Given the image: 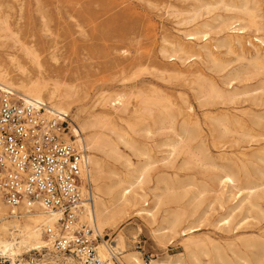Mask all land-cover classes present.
Here are the masks:
<instances>
[{
    "label": "bare ground",
    "instance_id": "bare-ground-1",
    "mask_svg": "<svg viewBox=\"0 0 264 264\" xmlns=\"http://www.w3.org/2000/svg\"><path fill=\"white\" fill-rule=\"evenodd\" d=\"M9 1L3 0V4ZM78 1L80 0H75V3L78 4ZM178 1L179 5L173 7L172 14L175 15V24L181 29L177 30V34L167 31L159 35L161 40L159 55L163 59L170 63L178 62L183 66L198 59L209 65L208 70L214 73H223L228 65L219 59L218 54H214L212 48L223 47L231 53L236 49H245L248 43L254 48V62L249 63V66L245 68L237 67L226 72L222 76V84L229 87L233 81H239L241 78L259 73L263 68L259 60L261 59L260 52L264 50V38H256L255 41L258 44H254L251 39H246L247 41L243 39L250 30L259 32L264 28L261 17L256 13L258 0ZM13 2L15 3L17 0ZM50 4V0H36L35 11L41 36L33 39L29 44L25 42L21 44V57L24 61L15 58V55L14 57L7 55L9 67H13L20 76L17 78L11 76L12 72L8 66L0 61V90L9 91L26 103H33L35 106L38 103L43 105L46 119L58 117L67 119L72 111V105L76 102L74 87H66L59 82L49 83L43 75L44 68L40 62L42 53L39 55L38 51L48 53L49 58L56 63V55L59 51L56 39L60 37L73 39L78 31L61 34L53 32L50 27L51 19L45 9ZM94 4L105 7L109 3L96 0ZM104 7L97 12L89 7L81 6L78 9L74 7L67 10L65 15L68 18L82 15L89 22L106 16L103 21L94 26L90 33H81V31L78 32V35L94 42L108 41L114 39L118 31L126 32L123 30L127 26L123 28L118 19L108 17V12ZM22 9L20 7L19 12ZM9 16L10 14L0 7V28L3 31H7L10 27ZM131 28L132 26H130ZM130 29L128 28L127 32ZM8 33L10 34V32ZM220 33L225 34L222 38L214 40L218 43L210 45L209 41L213 40L211 36ZM118 34L120 33L118 32ZM154 36H157L156 33ZM122 37L118 38L123 39ZM246 38L248 37L246 36ZM16 44L20 45L18 41L14 40L12 47H16ZM25 60L30 66L37 69L34 77L30 76V71L24 64ZM130 61V63L129 61L128 64L126 63L127 65L124 64L126 66L121 67L123 63L119 62L112 67L114 69L119 67L120 73L123 74L126 69L139 63L136 59ZM141 65L146 67V64L142 63ZM198 66L200 65L198 64ZM173 68L174 70L171 71L170 68L165 67L160 79L169 82L184 80V84L189 86L188 89L193 92V97L203 108L227 106L233 103L238 95L232 86L231 90L220 87L203 70L202 72L199 69L191 70L190 68L186 75L176 71L180 68L175 66ZM138 71L140 69H137L136 73L128 78L119 79L121 83H131L129 91L122 90L113 95L99 93L90 106L93 109L92 112H96L94 111L96 109L98 113L89 112L84 119H76L79 117L76 114V125L73 124L74 126L71 128V138L63 139L67 143L74 144L80 150L91 151V154L85 156L82 174L83 177L86 174L89 180L95 183V195L93 196V210L91 213L88 210H83L82 221H88L93 233L100 237L101 233L111 229L119 219L130 213L147 220H153L156 214L163 213L160 227L153 231L155 239L164 244L165 242L169 243L175 235L185 236L182 239L183 253L176 257L168 256L161 260L151 261L150 264H264V239L243 243L241 248H236L233 244L235 248L230 250L231 255L229 256L212 242L206 244L193 237V233L197 231L196 223L199 222V219L195 218L196 201L211 191V183H216L222 197L225 193H229L231 199L243 196L239 202L241 209L246 205L254 208L258 204L253 201V198L264 186V171L257 167L251 170L252 156L249 158V154L240 152L242 157L237 159L218 154V159L222 163L220 166L213 163L207 164V167L218 171L217 175L208 178L209 182L198 186L190 175L184 179L181 178L176 170L190 171L196 166L204 167L206 165L204 164L205 158H210L205 154L209 148L202 135L201 124L197 120L198 117H195L192 106L188 103L185 104V99L184 105H178L157 87H140L149 80L141 77L142 73ZM145 71L147 70L145 69ZM185 77L188 78L185 79ZM81 107L85 106L81 105ZM204 117L212 147L216 150L224 149L228 144H232L233 141L230 142L227 138L233 135L247 138L250 142L260 137L258 133H255V129L253 130L246 124L247 122L242 116L233 114L229 110L219 116H210L208 112ZM256 118L258 124L264 119L260 115H257ZM156 135L165 138L149 143ZM134 136L141 137L144 141L140 142ZM120 146L130 154L122 153ZM162 148L166 149L164 152H160L164 153V156L157 160L153 159V150ZM98 155H101L102 158ZM178 159L181 161L180 167L176 165ZM107 160H112L114 165H109ZM158 162L161 164L159 168L156 166ZM117 165L118 167H116ZM167 170H173V173L168 174ZM147 196H149L148 200H150L151 206L144 208L147 206L145 204ZM186 199L188 200L185 201ZM7 208L0 198V258L6 259L10 264H19L18 262L23 261L21 257L24 255L45 251L43 258L49 260L50 264H78L71 257L53 253L50 242L43 236V226L52 224L55 217L45 216L37 207L25 211L12 209V212H9ZM231 211L227 216L217 221L218 227H230L233 220ZM122 246L121 235H117L111 245H107L104 240L98 242L97 254L100 261L103 264H115L112 259L120 255L116 259L117 264H141L136 253L122 255ZM42 263L43 260H36L25 264Z\"/></svg>",
    "mask_w": 264,
    "mask_h": 264
},
{
    "label": "rangeland",
    "instance_id": "rangeland-1",
    "mask_svg": "<svg viewBox=\"0 0 264 264\" xmlns=\"http://www.w3.org/2000/svg\"><path fill=\"white\" fill-rule=\"evenodd\" d=\"M13 1L10 0L8 3L3 4V0H0L1 9H4L7 13L10 14L8 20L10 23L9 29L7 31H3L0 28V61L3 64L5 63L6 66H8V68L12 72L10 75L14 78H17L20 75L19 73H17V71H15L13 67H9L7 55L9 54L12 57H14L15 55V58L19 59L20 61H24L21 57V44L24 42L29 44V42L33 39L39 38V36H41V33L39 31L37 14L35 11L36 0H17V2L15 3ZM50 1L52 5H48V7H46L45 9H47V13L51 19L50 27H52L51 29H53L52 31L55 33L61 34L64 32H75V30L78 32L82 31L81 33H90L94 29V26L96 24L106 18L105 16L102 18L94 19L93 21L89 22L82 15L73 16V18H68L65 15L67 10L72 9L74 7L78 9L81 6H83V8L89 7L93 11L97 12L100 8H103L104 6H96L94 4L96 0H80L78 1V4L75 3V0ZM103 1L109 3L107 4V6L104 7L106 12H108L107 16L114 17L116 18V20L118 19L120 24L123 25V28L127 26L123 30H126V32L121 33V31H118L120 34H118L117 32L116 37L108 41H90L87 40V38L79 36L78 32H76L73 39L63 37L57 38L56 41L58 44L59 51H57L56 63H54L49 58L48 53H43L41 50L38 51L39 55L42 53L40 55V62L43 65V75L44 77H46L47 81L49 83L59 82L64 84L66 87H74L73 90L75 92L76 102L72 105V113L70 112L68 118L66 119L67 129L64 130L63 134H61V138L64 140L65 138H71V128L76 125V114H78L79 116L76 119H84L87 117V114L89 112L98 113L96 109H94V111L96 112H92L93 109L90 106L99 93L104 92V94L113 95L115 93H118V91H129L131 83H121L120 80L134 75L136 73L135 71H137V69H140V71L138 72L142 73L141 77L149 80V82L144 84V86L140 87H157V89H161V91H163L165 95H167L168 97L170 96V99L178 105H184L185 99V104L188 103L190 106H192V108L194 109L193 113L195 117L199 118H197V120L201 124V128L203 131L202 135L206 139V144L209 148L208 152L205 154L209 155L210 158H205L204 164L206 165L204 167L196 166L190 171H186L184 169L176 170L181 178L184 179V177L190 175L192 178H194V182L196 185H202L203 183H206L208 181L209 177L218 174L217 169L215 170L207 167V164L211 163L215 164L216 166L222 165L221 161L218 159V154H224L227 158L237 159L242 157L240 155V152H246L247 154H249V158L250 156H252L251 160L253 164H251L250 166L251 170L254 169V167H257L264 171V119L261 120V122L258 124L256 118L257 115L264 117V50H261L260 52L261 59L259 61L263 68L259 71V73L256 75H249L246 78H241L239 81H233L232 85L227 87L222 84V76L226 72L237 67L245 68L249 66V63H253L255 60L254 48L248 45V43L246 44L245 49H236L234 52L231 53H229L223 47L212 48L214 54H218L217 56L219 57V59H221L228 65L227 69L223 73H214L208 70L207 67H209V65L205 64L203 61L198 59L184 66L180 65V63L178 62L170 63L159 55V48L161 46V40L159 39V35L167 31L171 34H177V30L181 29L175 24V15L172 14L173 7L179 5L178 0ZM258 1V9L256 13L261 17V21L264 23V0ZM20 7L23 8L21 12H19L18 10ZM75 21L78 22L76 23ZM130 23L131 25H129ZM130 26H132L131 29ZM128 28L130 29V31L128 30L127 32ZM8 32H10V34ZM155 33L157 35L156 37L154 36ZM224 34L225 33H220L218 35L213 34L211 36L213 40L209 41V44L211 45L218 43V41L214 40L222 38ZM135 35L137 36L135 37ZM121 36H123V39L118 38ZM246 36L248 38H246ZM11 37H13V39H11ZM261 37L264 38V28L259 32H254V30H250L243 39L244 41L246 39H251L254 44H258L255 39ZM14 40L18 41L20 45L16 44V47H12L14 45ZM127 52L130 53L128 54ZM132 59L138 60L139 63L141 62L140 64L138 63V65H140L139 68L136 64L134 65V67L131 66L126 69L125 73L123 74L120 73L121 70L119 71V67L115 69L113 68L114 64L119 62L123 63L121 67L126 66L128 64V61L130 63V60ZM142 63L143 65L146 64V67H143L141 65ZM196 63H198L200 66H198V64ZM24 64L26 65V67H28L30 71V76L34 77L36 75L37 69L30 66L26 60ZM141 66L143 67V69H141ZM174 66L181 69L180 70L176 68V71H180L181 73L186 75L188 69L190 70V68L191 70H203L204 73L214 79V81L220 87L224 88L225 90H231L232 86L233 89H236V93L238 95L234 99L233 103L227 106H217L218 108H203L193 97V92L188 89L189 86L184 84V80H172L169 82L160 79L161 73L164 71L165 67H168L171 71H173ZM145 69L147 71H145ZM187 78L188 77H185V79ZM166 91L171 94H168ZM81 105L85 107H81ZM228 110L233 114L242 116L244 120H246V124L253 130L255 129V133H258L260 137L250 142L247 138H242L238 135H233L232 137L227 138L228 141H233L232 144H228L227 147L221 150L214 149L212 147L210 134L205 123L206 119L204 115L205 113L209 112L210 116H219L221 114L227 113ZM134 138L140 142L144 141L141 137L134 136ZM164 138V136L156 135L154 136L152 141H149V143L158 142L163 140ZM120 149L122 153L128 155L130 154L122 146H120ZM165 150V148L154 149L152 152L153 159H160L162 156H164V153L160 152H164ZM88 154H91V151L89 152V150L87 149V152H85V156H88ZM98 157L102 158L101 155H98ZM133 160L135 159L133 158ZM177 162V167H180L181 161L178 159ZM107 163L111 166L114 165L112 160H107ZM156 166L159 168L161 164L158 162ZM116 167H118V165ZM167 172L168 174H172L173 170H167ZM90 182L92 184L93 193L95 195V183L92 181ZM210 189V192L205 193L201 197V199L196 201L195 218L199 219L198 223L200 224L196 223L197 231L193 233V237L195 239H200V241L206 244H210L209 242H212V244L219 247L220 250L225 251L229 256L231 255V249H234L235 247L241 248L243 243H252V241L264 239V186L253 198V201L257 203L258 206L250 208L246 205L243 209H241L242 207H239V202L243 198V196L242 198L240 196L236 199H231L229 193H225V195H223L222 197L220 195L221 191L218 190L216 183H211ZM145 190L147 191V189ZM148 199L149 196H147V199L145 201V204H147V206H144V208H149L151 206L150 200ZM187 200L188 199H186L185 201ZM232 208L233 211H231ZM7 209L10 212V209ZM230 211L232 212L231 214L233 216V220L230 227H218L217 221L222 217L227 216ZM162 216L163 213H159L156 214L153 220H147L144 217L134 216L133 213H130L126 217L119 219L117 221V224H115V226H113L111 229H107L103 233H101V236L99 237L100 241L98 242L104 240L107 242V245H111V242L115 239V237L117 235H121L123 239L122 255L128 253H136L141 261V264H143V260L145 259H149L150 261H157L164 259L168 256L176 257L179 254L183 253L182 239H184L185 236L175 235L169 243H159L158 240L155 239L156 237L154 236L153 231L160 227ZM209 237L212 239H210ZM233 244L235 245V247H233ZM45 253V251L34 253L32 252L31 255L28 254L21 257L23 261L18 263L25 264L26 262L43 260L42 264H48L49 260H45L43 258V255ZM119 257L120 255L116 256L113 260L115 264H117L116 259H118ZM0 260L3 261V264H10V262H8L6 259L0 258Z\"/></svg>",
    "mask_w": 264,
    "mask_h": 264
},
{
    "label": "built area",
    "instance_id": "built-area-1",
    "mask_svg": "<svg viewBox=\"0 0 264 264\" xmlns=\"http://www.w3.org/2000/svg\"><path fill=\"white\" fill-rule=\"evenodd\" d=\"M43 107L0 90V198L10 212L37 207L55 217L42 230L53 253L78 264H103L97 254L100 238L81 219L83 210L92 212L94 196L82 174L85 151L61 138L67 120L46 119Z\"/></svg>",
    "mask_w": 264,
    "mask_h": 264
}]
</instances>
